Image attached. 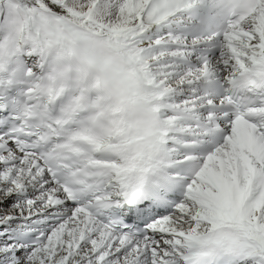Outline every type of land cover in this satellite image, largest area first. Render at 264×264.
Wrapping results in <instances>:
<instances>
[{
    "label": "snow or ice",
    "instance_id": "1",
    "mask_svg": "<svg viewBox=\"0 0 264 264\" xmlns=\"http://www.w3.org/2000/svg\"><path fill=\"white\" fill-rule=\"evenodd\" d=\"M0 264H264V0H0Z\"/></svg>",
    "mask_w": 264,
    "mask_h": 264
}]
</instances>
